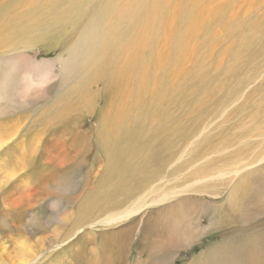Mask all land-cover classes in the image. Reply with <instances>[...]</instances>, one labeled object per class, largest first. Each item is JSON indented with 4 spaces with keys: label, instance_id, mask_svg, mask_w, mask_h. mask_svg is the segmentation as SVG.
I'll list each match as a JSON object with an SVG mask.
<instances>
[{
    "label": "bare ground",
    "instance_id": "bare-ground-1",
    "mask_svg": "<svg viewBox=\"0 0 264 264\" xmlns=\"http://www.w3.org/2000/svg\"><path fill=\"white\" fill-rule=\"evenodd\" d=\"M4 1L8 7L0 4V264L2 257L7 261L12 256L17 259L14 264H43L87 231L94 234L88 264H175L196 245L202 246L201 251L186 264H264V155L162 194L153 186L139 189L141 183L136 180L144 171L131 174L125 153H111L108 168L100 169L101 163L92 167L91 181L80 202L84 205L75 217L74 208L69 209L58 196L66 191L59 181L63 177L42 176L45 185L34 183L40 176L38 170L64 169L72 152L62 131L70 121L78 120L82 109L92 108L89 118H95L94 111H100L98 92L104 93L108 110L94 137L106 153L113 150V143L132 133L133 123L141 121L146 111H152L154 118L162 113L164 72L174 86L188 74L186 70L173 72L170 61L173 51L169 43L176 36L174 21L180 5L166 20L159 43L152 1L146 6L148 0H61V8H72V24L81 16L88 18L86 27L64 56L52 62L34 57L28 71L10 46L17 45L15 39L10 43L17 19L9 21L7 9L19 2ZM219 11L217 7L200 9L185 36H197ZM191 56L179 59L186 65ZM69 72L78 77L70 94L57 99L59 105L31 115L26 110L34 103L16 99L37 81L65 80ZM106 164L107 160L103 166ZM49 190L56 196L48 194ZM192 194L209 196L214 202L209 221L204 209L185 199ZM130 196L128 204L118 209ZM47 197L45 212L50 218L45 228L63 231L71 226L72 232L62 241L58 231L53 232L32 246L25 232V214L40 210ZM128 244L139 254L131 263L126 258Z\"/></svg>",
    "mask_w": 264,
    "mask_h": 264
},
{
    "label": "rangeland",
    "instance_id": "rangeland-1",
    "mask_svg": "<svg viewBox=\"0 0 264 264\" xmlns=\"http://www.w3.org/2000/svg\"><path fill=\"white\" fill-rule=\"evenodd\" d=\"M17 1L19 3L13 5V9H7L9 21L17 19L14 21L17 30L10 33V43L15 39L17 45L14 42V47L10 46L19 54L18 62L27 66L28 71L34 57L52 62L64 56L88 22V18L80 16L73 25L69 17L72 8H61V0H39L34 5H31L33 0ZM151 1L156 6L159 43L163 41L166 20L169 21L172 10L180 5L181 12L174 21L176 36L169 43L173 51L170 61L173 72L186 70L188 74L174 86V80L164 72L160 92L162 113L154 118L152 111H146L141 121L133 123L130 135L113 143L110 153H106L94 137L100 131L103 115L108 110L103 92L97 93L100 111H94V119L89 118L91 108L80 110L78 120L70 121L62 131L69 142L65 145L72 152L64 169L55 166L52 170H38L36 173L40 176L34 179V183L45 185L42 176L63 177L59 181L66 191L58 193V196L62 197L65 206L74 208L73 217L80 214V207L84 205L80 202L91 181L89 173L92 167L101 163L100 169L108 168L112 154L125 153V157L130 159L131 174L135 175L138 169L144 171L145 175H138L136 180L141 183L139 189L153 186L162 194L264 155V0H148L146 6H150ZM0 4L8 7L4 0H0ZM204 7H217L220 11L197 36H185L186 28L194 25L200 9ZM65 22L70 27L64 26ZM190 54L193 59L183 65L179 58ZM77 77L69 72L65 80L54 77L51 81H37L33 88H27L16 99L34 103L27 107L26 112L35 115L59 105L57 99L70 94ZM131 156L135 161L131 162ZM106 160L107 164L103 166ZM100 193L104 194L103 191ZM48 194L56 196L51 190ZM186 198L204 209L208 214L206 221L212 218L215 204L209 196L192 194ZM48 199L37 212L26 211L28 229L25 232L32 246L53 232L58 231L60 241L72 232L71 226L64 227L63 231L45 228L50 218L45 210ZM130 199L131 196L117 208L126 206ZM219 232L220 229L214 234ZM93 239L94 234L87 231L58 249L43 264H88V254L93 249L89 244ZM97 239L99 248L101 237ZM129 245H125L126 258L131 263L139 258V254ZM201 248V245H196L192 252L187 251L183 261L175 264L188 263ZM16 261L14 256L7 261L3 257L1 259L3 264ZM124 264L129 263L126 261Z\"/></svg>",
    "mask_w": 264,
    "mask_h": 264
}]
</instances>
